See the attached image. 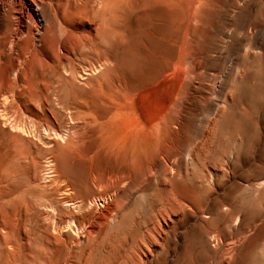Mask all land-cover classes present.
Returning <instances> with one entry per match:
<instances>
[{"label":"rangeland","instance_id":"374dc122","mask_svg":"<svg viewBox=\"0 0 264 264\" xmlns=\"http://www.w3.org/2000/svg\"><path fill=\"white\" fill-rule=\"evenodd\" d=\"M81 1L86 11L76 21L75 31L87 40L95 37L99 26L104 44L96 51L86 45L74 54L58 47L68 74L61 78L67 86L56 90V104L21 105L11 120L19 134L0 132V264H8L2 244L7 231L16 243L12 264L48 263L39 241L46 234V211L53 208L61 217L71 214L61 209L62 200L57 199L67 194L62 184L69 181L76 196L112 193L115 174L92 182L88 164L101 156L100 150L105 154L126 150L130 164L138 142L130 137L123 146L107 143L125 134L109 120L129 113L122 99L128 97V90L134 93L152 86H159L165 106L176 103L170 136L175 142L171 147L178 150L169 155L166 165L158 161L152 168L159 167L166 179L174 171L180 201L191 205L192 216L186 208L172 216L177 224L174 242L163 250L152 246L154 256L144 251L140 257L148 264H264V235L252 255L239 258L248 238L264 223V186L260 185L264 180V0H102L103 9L100 0ZM37 24L41 27V21ZM107 96L118 105L103 117ZM63 109L72 111L73 119ZM137 109L132 105L133 112ZM24 129L33 136L22 138ZM60 136H66L63 142ZM60 150H67L62 159ZM50 157H57L60 182L55 185L43 174ZM187 177L194 180L190 199L184 196ZM142 178L137 175L128 184L116 185L118 211L129 215L123 232L133 222L149 227L154 221L156 207L148 199L155 193L156 179L142 185ZM197 222L209 233L218 232L222 246L209 244ZM170 225L161 224L164 230ZM84 238L79 232L80 242ZM106 257L95 253L94 262L110 264L113 256Z\"/></svg>","mask_w":264,"mask_h":264},{"label":"bare ground","instance_id":"6f19581e","mask_svg":"<svg viewBox=\"0 0 264 264\" xmlns=\"http://www.w3.org/2000/svg\"><path fill=\"white\" fill-rule=\"evenodd\" d=\"M101 1H99V8L102 7ZM82 2L81 0H0V132L6 130L12 135L19 134L16 132V124L15 126L13 123L11 124V120L19 111V106H36L40 104L42 106L43 101H47V103L48 101H54L56 104V90L58 91L67 86V83L62 82L61 78L66 77L68 74V70L62 66L64 55L59 54L58 47L63 48L67 54H74L81 51L86 45L92 51H96L97 46L104 44L102 29L99 26L96 27L95 35L93 34L95 37L87 40H81L77 31H75V28H77L75 23L82 19L81 14L85 10L84 7H86L82 6ZM84 3L89 4L86 1ZM84 18L89 19L87 15ZM38 20L41 21V27L37 24ZM96 68H92L93 72ZM81 78L84 77L81 76ZM158 87L139 88V91L134 93L128 90V93H125L128 97L125 96L122 99H124L123 103L129 106V113L126 111V115L113 116L109 120L112 124L124 129L125 134H122L119 139H110L106 141L107 143L114 145L115 148L118 145H125L130 137L135 138L138 142L134 146L135 150H132L133 156L130 164L126 162L124 157L126 150H107L105 151L107 154L100 150L97 155L101 153V156H97V159L94 158V162L93 158L89 164L87 162L88 178H91L92 182L96 178L115 174V182L112 185L115 189L112 188L113 191L111 189L112 193L105 192L104 195L98 197H87L83 196L84 192L82 191V195L80 193L79 196H76L75 193L73 194V185L68 184L69 181L68 183L63 182L64 185L60 184V187H63V191L65 190L67 194L57 199L62 200V202L59 200L61 205L63 204V208L60 205L61 209L63 211L68 210L71 214L61 217L58 216L59 212H56L53 208L46 211V234L41 235L39 238L44 247L43 256L48 262L46 264H96L94 262L95 253L102 257L113 256V261L110 264H148L140 257L139 253H148L154 256L152 246L163 250L165 245L174 242L176 239L177 224L172 216L186 208L190 211L188 216L191 218L190 204H183L180 201L182 198H180L179 189L174 184L176 180L174 171L166 179L161 176L162 170L159 167L157 169L152 168L153 164L158 161L161 165H166L169 155L173 152L178 153L177 149H173V145V148L171 147V143H175L173 142L174 135L170 136L175 123L174 113L176 108L174 107L176 103L171 107L161 103ZM172 92H175V90ZM109 98L108 103H106L108 105L100 113L103 117L116 104L112 100V96L111 100ZM132 105L138 108V113L132 111ZM71 112H65L69 119H73L71 118ZM95 113L97 114V111ZM29 130L24 129L23 134L21 133L22 138L33 136L34 133L32 134ZM65 135H67V132ZM59 138L64 141L66 136H60ZM58 142L60 143V140ZM148 146L149 148L154 147V150H144ZM65 152L67 150H60V159L64 157ZM186 154L191 160L192 150H188ZM56 158H48L43 169L45 170L43 173L45 175H43L44 179L47 178L54 185L60 182ZM79 158H82V156ZM137 175L143 177L140 180L142 185L149 182L151 177L156 179V183L153 184L155 193L153 196L151 194L152 197L148 199L151 207H156L153 214L154 221L150 222L152 224L149 227L146 225L136 226L133 222L131 227L123 232L122 229L125 227L123 223L128 222L129 215L118 211L120 205L116 199V185L119 182L128 184L132 177ZM187 180L189 186L185 190L184 196L186 199H190L193 194L192 182L194 180L192 181V178L189 177H187ZM142 185L141 187H143ZM260 185L264 186V180ZM89 190L91 191V189ZM147 221H149L148 218ZM167 221L172 225H170L169 230H164L162 228L164 226H161V224L162 222L166 224ZM196 227L202 237L208 235L207 241L209 244L222 246L223 239L218 232L209 233V229L199 222H197ZM7 232L4 233L5 239L2 244H4L7 263L12 264V254L16 243L8 237ZM79 232L84 233L85 236L82 242L79 239ZM262 235H264V223L253 236L248 238L246 250L241 252L239 258L250 255L255 250V244ZM61 254H63L62 257H60ZM55 258V262L52 263Z\"/></svg>","mask_w":264,"mask_h":264}]
</instances>
